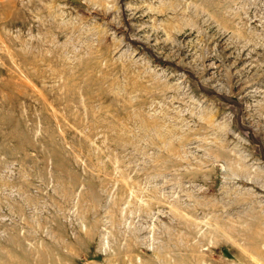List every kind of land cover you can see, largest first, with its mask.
Instances as JSON below:
<instances>
[{"label":"rangeland","instance_id":"obj_1","mask_svg":"<svg viewBox=\"0 0 264 264\" xmlns=\"http://www.w3.org/2000/svg\"><path fill=\"white\" fill-rule=\"evenodd\" d=\"M0 264H264V0H0Z\"/></svg>","mask_w":264,"mask_h":264}]
</instances>
